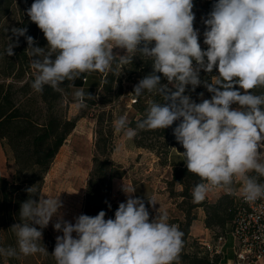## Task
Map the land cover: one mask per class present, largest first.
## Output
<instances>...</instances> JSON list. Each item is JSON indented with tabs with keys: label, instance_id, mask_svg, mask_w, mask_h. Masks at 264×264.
I'll return each instance as SVG.
<instances>
[{
	"label": "clouds",
	"instance_id": "obj_1",
	"mask_svg": "<svg viewBox=\"0 0 264 264\" xmlns=\"http://www.w3.org/2000/svg\"><path fill=\"white\" fill-rule=\"evenodd\" d=\"M194 6V0H34L26 14L47 45L37 46L26 27H13L0 56L15 55L24 36L35 69L31 87L38 93L45 86L62 92L65 81L112 71L114 64L122 69L137 55L151 61L152 71L131 94H155L164 103L150 101L135 128L120 116L114 130L132 140L139 130L178 122L173 135L184 149L179 153L188 172L201 178L192 189L194 203L215 188L231 190L236 180L245 201L264 199V91H255L264 89V0H213L202 17L206 48L194 27ZM214 70L217 75H211ZM201 86L210 98L201 92L197 102L186 94ZM73 96L83 109L92 94L77 89ZM26 191L32 195L21 203L20 222L11 226L17 246L0 247L2 257L47 255L43 229L55 217L54 230L61 233L51 253L56 264H180L183 231L169 223L167 213L150 218L146 198L134 196L135 188L122 185L127 199L113 218L101 210L80 214L74 223L60 212L59 196L37 201L33 187Z\"/></svg>",
	"mask_w": 264,
	"mask_h": 264
},
{
	"label": "trees",
	"instance_id": "obj_2",
	"mask_svg": "<svg viewBox=\"0 0 264 264\" xmlns=\"http://www.w3.org/2000/svg\"><path fill=\"white\" fill-rule=\"evenodd\" d=\"M198 0H194V4ZM207 8L211 9L213 0H202ZM34 0H0V52H3L10 42L13 27H26L27 35L36 41V45L45 47L47 41L38 26L30 21L26 9ZM15 41L16 38L12 37ZM203 48V37L200 38ZM27 41L24 36L19 37L18 46L14 48L15 55L0 56V142L6 153L15 162L16 169L12 175L4 176L0 173V247H16V236L11 229L19 223L21 203L29 198L26 190L33 187L36 195L32 198L39 200L45 183V178L54 160L67 139L77 126L81 115H69L68 97L74 82L65 81L63 91H54L45 86L42 93L34 91L31 83L35 77V69L31 66V57L28 55ZM122 70V71H121ZM152 71L151 61L133 57L132 63L121 69L113 65L112 71L104 72L98 101L90 104L92 109H97L98 121L96 153L93 156V167L87 189V202L85 214L95 216L99 211L109 212L112 200L113 168L116 162L113 153L116 148L114 113L117 101L123 106L130 99L136 98L133 94L134 85ZM121 73V74H120ZM214 70L211 75H217ZM202 78L210 80V76L201 72ZM125 78L128 79L125 83ZM163 83L166 81L162 80ZM257 93L264 89H256ZM203 92L204 98L211 94L201 86L195 92L189 91L194 100L199 102L198 94ZM124 99L120 101V98ZM163 102L162 97L145 93L137 98L129 114V126L135 128L136 123L146 116L149 102ZM112 106L107 109V106ZM178 123V122H176ZM157 130H139L138 135L132 139L134 146L152 152L159 159L161 165L171 170L167 179V190L172 197L179 200L178 207L183 212V219H174L175 224L184 233V247L181 252L180 264H213L209 254L202 247L200 236L192 235V225L199 218L198 209L205 213L204 223L214 238L227 236L235 225L237 216L242 207L239 190L241 182L233 184L232 189L222 192L213 201L205 199L194 203L192 197L193 187L201 182V178L189 173L183 156L179 152L184 149L176 141L173 128ZM42 243L47 248L48 254H34L17 257L0 256V264H56L51 255L55 247V237L50 230L43 229ZM217 261L215 257L213 259Z\"/></svg>",
	"mask_w": 264,
	"mask_h": 264
},
{
	"label": "rangeland",
	"instance_id": "obj_3",
	"mask_svg": "<svg viewBox=\"0 0 264 264\" xmlns=\"http://www.w3.org/2000/svg\"><path fill=\"white\" fill-rule=\"evenodd\" d=\"M194 5L193 11L196 15L194 27L200 30L201 38L203 37L202 34L204 31L202 17H206L209 9L202 0H198ZM115 51L119 50L114 49V52ZM120 54L122 55L123 51H120ZM103 75L104 73L98 71L84 73L74 83L68 97L70 107L69 115L71 117L81 115V113H85V115L80 117L76 128L54 160L50 171L46 175L41 194V196H45V198H55L59 196L63 203L60 212L63 214L64 219L72 221L73 223L74 217L80 214H85L88 181L90 178V171L93 167V156L96 153L95 143H97V128H99L96 118V114L99 113V110L98 108L95 110L92 109L91 105L88 103L95 104L98 101V94L101 89ZM127 81L128 79L125 78V83H127ZM77 89H83L85 92L92 94V97L86 100L87 107L83 109L76 107L73 94ZM123 99L124 98L121 97L120 101ZM130 102L131 99L127 101L125 106H123L117 101L116 106L113 109L115 120L120 116H126L129 120V112L132 109V107L129 106ZM111 107L112 106L109 105L107 106V109H110ZM115 136V143H117L118 139L123 136V133L115 131ZM0 153H2L0 157V173L4 176L10 177L16 169V165L13 158L6 153L2 142H0ZM158 164L160 167H156L149 156L145 157V162L142 164V167L147 169L154 167L155 173L158 174L157 176H162L159 184V192L161 196L154 209H156L157 214L158 212L167 213L169 223L174 221V219H183L184 214L178 207L179 200L172 197L167 190L166 181L172 176L171 170L167 166L161 165L159 161ZM240 192H242V189ZM197 213L200 216L204 215L202 209H198ZM55 222L56 218L54 217L47 226V229L50 230L51 234L56 238V236L61 235V233L54 230L53 224ZM199 227H203L200 222L197 224V228Z\"/></svg>",
	"mask_w": 264,
	"mask_h": 264
},
{
	"label": "built area",
	"instance_id": "obj_4",
	"mask_svg": "<svg viewBox=\"0 0 264 264\" xmlns=\"http://www.w3.org/2000/svg\"><path fill=\"white\" fill-rule=\"evenodd\" d=\"M135 103L137 98L131 99L129 106L132 107ZM225 191L228 190L215 188L208 193L206 199L213 201ZM238 193L243 204L234 227L227 236L201 237L202 247L213 264H264V199L247 202L243 199L242 192ZM149 213L150 218L157 215L154 208ZM215 257L217 261L213 260Z\"/></svg>",
	"mask_w": 264,
	"mask_h": 264
},
{
	"label": "crops",
	"instance_id": "obj_5",
	"mask_svg": "<svg viewBox=\"0 0 264 264\" xmlns=\"http://www.w3.org/2000/svg\"><path fill=\"white\" fill-rule=\"evenodd\" d=\"M1 154L2 153H0V157ZM146 156H149V158L152 159V162L156 167H160L158 164L159 159L155 154L143 148L134 146L132 140H128L124 135L118 139L115 151L113 153V158L116 162V165L113 168L112 180L113 203L109 208L108 216L106 218H113L119 203L126 201L127 196L122 191L123 184L127 188H135L136 191L133 195L136 197L154 199L156 203L160 199L161 194L159 192V184L161 182L160 178H162V176H157L158 174L155 173L154 167L149 169L142 167ZM241 189L242 187L240 190ZM146 199L145 203L148 207V210L150 211L155 206L153 207L152 205H149ZM204 218L205 213L203 216L199 215V218L193 223L191 231L192 235L200 236V238H208L212 235L211 231L205 227ZM199 222L203 227L197 228V224Z\"/></svg>",
	"mask_w": 264,
	"mask_h": 264
}]
</instances>
